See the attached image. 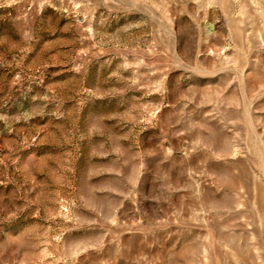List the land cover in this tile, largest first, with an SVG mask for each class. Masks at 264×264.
<instances>
[{
  "label": "rangeland",
  "instance_id": "374dc122",
  "mask_svg": "<svg viewBox=\"0 0 264 264\" xmlns=\"http://www.w3.org/2000/svg\"><path fill=\"white\" fill-rule=\"evenodd\" d=\"M0 264H264V0H0Z\"/></svg>",
  "mask_w": 264,
  "mask_h": 264
}]
</instances>
